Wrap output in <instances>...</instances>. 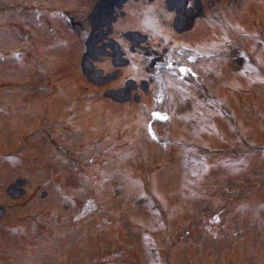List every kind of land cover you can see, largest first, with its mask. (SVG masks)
<instances>
[{
    "label": "rangeland",
    "instance_id": "obj_1",
    "mask_svg": "<svg viewBox=\"0 0 264 264\" xmlns=\"http://www.w3.org/2000/svg\"><path fill=\"white\" fill-rule=\"evenodd\" d=\"M5 1L0 48L27 53L0 62V264H130L134 250L138 264H264L256 207L262 201L264 211V91L239 75L242 54L251 60L245 49L255 57L263 39L238 38L264 35V0H32L45 9L35 17L1 8ZM227 82L239 94L225 97ZM244 87L255 95L243 96ZM92 90L104 103H88ZM151 130L184 148L166 144L168 155L149 145ZM243 139L254 147L238 148ZM185 148L197 151L195 160ZM220 153L240 156L241 167L216 170ZM216 185L233 197L236 186L250 188L248 209L227 203ZM89 197L96 211L78 224L73 201ZM8 227L18 239L6 236ZM115 227L149 232L151 241L139 231L123 237L124 261L114 260ZM169 231L165 243L160 232ZM185 231L188 239L177 240Z\"/></svg>",
    "mask_w": 264,
    "mask_h": 264
},
{
    "label": "snow or ice",
    "instance_id": "obj_2",
    "mask_svg": "<svg viewBox=\"0 0 264 264\" xmlns=\"http://www.w3.org/2000/svg\"><path fill=\"white\" fill-rule=\"evenodd\" d=\"M187 2V0H185V3Z\"/></svg>",
    "mask_w": 264,
    "mask_h": 264
}]
</instances>
